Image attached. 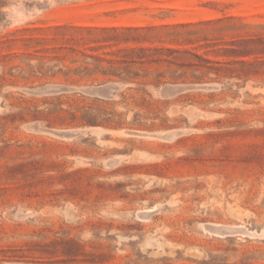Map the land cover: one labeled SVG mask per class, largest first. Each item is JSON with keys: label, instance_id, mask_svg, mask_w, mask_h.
Wrapping results in <instances>:
<instances>
[{"label": "rangeland", "instance_id": "374dc122", "mask_svg": "<svg viewBox=\"0 0 264 264\" xmlns=\"http://www.w3.org/2000/svg\"><path fill=\"white\" fill-rule=\"evenodd\" d=\"M0 264H264V0H0Z\"/></svg>", "mask_w": 264, "mask_h": 264}]
</instances>
